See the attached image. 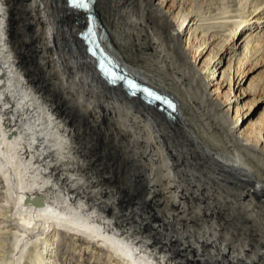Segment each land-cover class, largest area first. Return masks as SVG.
Instances as JSON below:
<instances>
[{"label":"bare ground","instance_id":"obj_1","mask_svg":"<svg viewBox=\"0 0 264 264\" xmlns=\"http://www.w3.org/2000/svg\"><path fill=\"white\" fill-rule=\"evenodd\" d=\"M95 8L105 49L179 110L109 86L67 0H0V264H66L67 241L107 264H264V119L234 95L264 0Z\"/></svg>","mask_w":264,"mask_h":264},{"label":"rangeland","instance_id":"obj_2","mask_svg":"<svg viewBox=\"0 0 264 264\" xmlns=\"http://www.w3.org/2000/svg\"><path fill=\"white\" fill-rule=\"evenodd\" d=\"M181 1L183 2V0ZM197 1L198 0H195L196 3ZM233 3L236 4V1ZM247 72L248 75L245 77L243 75L241 78V80L245 78L244 82L242 81L243 83L241 85L238 84L235 86L234 93L235 96L239 92L242 94V97L238 102L239 105L243 107L242 113L244 116H242V119L245 118L246 123L257 120L258 118L264 119V93L258 91L259 86L264 83V60L256 65L249 66ZM72 124L73 127L75 126L77 128L78 135H80V138L82 137L81 140H83L85 135L82 131V126L77 124V122H73ZM64 246L59 249L57 254L61 259L66 258V264H107L108 262V256L105 249L97 250L96 252L83 250L80 254L79 251L84 247L83 243L75 245L74 242L67 241L66 246Z\"/></svg>","mask_w":264,"mask_h":264},{"label":"water","instance_id":"obj_3","mask_svg":"<svg viewBox=\"0 0 264 264\" xmlns=\"http://www.w3.org/2000/svg\"><path fill=\"white\" fill-rule=\"evenodd\" d=\"M95 2H96V0H86L87 6L82 7V6H79L77 4H74L73 0H67V7H68L69 13H71V12L76 13L77 15H80V17L82 18V23H81L82 34L79 35V38L82 39V42L84 43V46L87 49L86 53H88L92 57V60H94L98 66L100 64L99 62H97L98 58H100V55L104 56V58H103L104 65L106 66V69L107 68L109 69V64H107V63H110L109 59L105 55V53H103L102 47L100 46V45H104L103 39H104V35L106 34V28L103 26V24L101 23V21L99 19V16H98L96 8H95ZM88 45H91V47L96 51V53L91 54L89 52L90 48L88 47ZM116 68L119 71H123L125 73V75H128L129 77L136 78V79L140 80V78H138L131 71L126 69V67H118L117 66ZM97 70L100 73V76L105 80V82L109 86L121 87L123 89V81L124 80L122 78H117L115 80V77H113V79L115 81H109L108 78L100 72L98 67H97ZM131 88H133V87H131ZM135 89L136 90L133 91L134 94H130L131 96H139L141 99H146L140 90H138L137 88H135ZM149 101H150V99H149ZM157 102H161V101H159V100L153 101L152 105H156ZM161 103L164 105V107H166V109H164L165 112L169 116L174 117V114L176 113V111L171 109L170 107H168V105L165 102H161ZM157 109L162 110V108L160 106H158Z\"/></svg>","mask_w":264,"mask_h":264},{"label":"snow or ice","instance_id":"obj_4","mask_svg":"<svg viewBox=\"0 0 264 264\" xmlns=\"http://www.w3.org/2000/svg\"><path fill=\"white\" fill-rule=\"evenodd\" d=\"M73 3L77 4L79 6H82V7H86L87 6L86 0H73ZM132 86L135 87V85H132ZM149 95H152V93H149ZM156 98L160 99V97H156ZM165 103H168V102L165 101Z\"/></svg>","mask_w":264,"mask_h":264}]
</instances>
